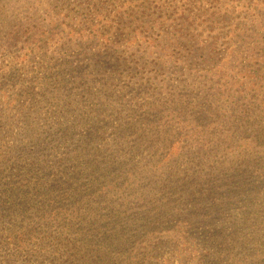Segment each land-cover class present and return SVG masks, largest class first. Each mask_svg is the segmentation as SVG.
Listing matches in <instances>:
<instances>
[{
  "label": "trees",
  "instance_id": "1",
  "mask_svg": "<svg viewBox=\"0 0 264 264\" xmlns=\"http://www.w3.org/2000/svg\"><path fill=\"white\" fill-rule=\"evenodd\" d=\"M75 1L0 0V264H264V0Z\"/></svg>",
  "mask_w": 264,
  "mask_h": 264
},
{
  "label": "rangeland",
  "instance_id": "2",
  "mask_svg": "<svg viewBox=\"0 0 264 264\" xmlns=\"http://www.w3.org/2000/svg\"><path fill=\"white\" fill-rule=\"evenodd\" d=\"M66 1H70V0H66ZM80 2L81 1H79V0L74 2L76 5L75 9H77V6ZM71 10L72 9H70L69 11H71ZM64 42H65V39L61 40L60 36H57L55 43L53 45H62ZM54 48L55 47H52V49H54ZM49 55L56 56L57 53L55 50H50ZM181 61L186 62L184 59H181ZM0 64H1V61H0ZM82 68L85 69V73H87V75L93 74L92 70L88 66H85V67L82 66ZM132 75H133V63H129L127 66H124L123 68H120L119 71L115 72L116 80L111 85V87L112 88L115 86L120 87L124 83H128L130 78L132 77ZM161 105L163 107L167 106L163 102H161ZM100 110H101V112L99 113V117H103V116L114 117L112 113H108L107 108H102V109L100 108ZM112 131H113L112 129H105L104 131H101V132L106 137H112ZM187 197H189V193L186 191H184V192L181 191V192H178L176 194V196L167 195V194L164 195V202L163 203H158V201H160V199H161V196L152 198L151 199L152 202H151L150 207H149V209L151 210V216H153V219H154L160 213V211L164 208L166 210L172 211L170 209V201L173 200L175 203L172 205V208H175L177 210L179 217L184 219V221H185L188 217L191 216L192 213L198 212V211H196V208H193V207L188 205V202L186 200ZM219 203L220 204L218 206H216L214 209H211V211L208 214H206L205 219H202L200 216H196L195 219L193 220L195 222V226L196 225L201 226V228L199 230H196L197 234L193 231L194 236L196 238V243L194 245V248L196 251L201 250L203 245H204V242L207 239H209V238H207L209 236L208 232L212 233L219 226L218 220L221 217H223V215L225 213L224 205L222 204V202H219ZM111 204L117 205V202L112 201ZM203 204L204 205L208 204V201H203ZM235 217L227 218L225 220V224L226 225L229 224L228 221H231ZM177 238L179 239V241H181V238H179V237H177ZM175 241L176 240L173 238H171L169 240V245H168L167 249H169L168 253H170V255L179 246V244L173 245V243H175ZM222 255H223V253L221 251L215 250L214 254H211V255L206 257L205 263L208 264L207 263L208 259H211L212 261H221ZM226 256H231V254L226 255ZM12 260H13V257H12ZM157 261L161 262L162 259H159ZM169 261H171L170 264H199L200 261H203V256L199 257L197 254H193V255H190V257H189L188 255H183L182 252L179 249H177L175 251V257L173 259H170ZM155 264H159V263H155Z\"/></svg>",
  "mask_w": 264,
  "mask_h": 264
}]
</instances>
